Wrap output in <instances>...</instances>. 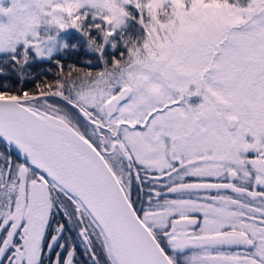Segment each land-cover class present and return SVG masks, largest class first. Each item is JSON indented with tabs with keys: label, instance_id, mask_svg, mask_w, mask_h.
I'll use <instances>...</instances> for the list:
<instances>
[{
	"label": "snow or ice",
	"instance_id": "6c2138e0",
	"mask_svg": "<svg viewBox=\"0 0 264 264\" xmlns=\"http://www.w3.org/2000/svg\"><path fill=\"white\" fill-rule=\"evenodd\" d=\"M0 264H264V0H0Z\"/></svg>",
	"mask_w": 264,
	"mask_h": 264
}]
</instances>
